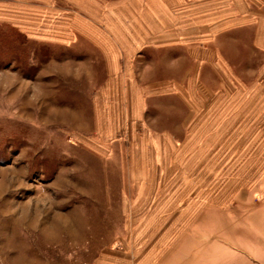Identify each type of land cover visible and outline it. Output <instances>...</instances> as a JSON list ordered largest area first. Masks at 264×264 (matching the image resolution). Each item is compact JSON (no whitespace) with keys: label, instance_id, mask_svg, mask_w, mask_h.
I'll return each mask as SVG.
<instances>
[{"label":"rangeland","instance_id":"obj_1","mask_svg":"<svg viewBox=\"0 0 264 264\" xmlns=\"http://www.w3.org/2000/svg\"><path fill=\"white\" fill-rule=\"evenodd\" d=\"M5 4L0 264H264V84L239 70L245 98L234 123L223 116L195 150L205 163L187 164L191 151L177 148L159 179L146 181L153 191L124 214L118 142L131 144V134L107 139L96 125L101 54L85 41L79 50L24 34ZM258 90L263 97L251 100Z\"/></svg>","mask_w":264,"mask_h":264},{"label":"crops","instance_id":"obj_2","mask_svg":"<svg viewBox=\"0 0 264 264\" xmlns=\"http://www.w3.org/2000/svg\"><path fill=\"white\" fill-rule=\"evenodd\" d=\"M1 2L24 34L79 50L78 40L85 41L101 54L107 79L92 99L96 125L107 139L131 134V144L118 142L125 150L117 161L123 171L116 172L125 181L124 214L153 191L146 181L159 179L177 148L191 151L187 164L205 163L195 150L223 116L225 126L234 123L237 101L245 98L235 86L239 70L264 84V0ZM18 5L20 12L8 9Z\"/></svg>","mask_w":264,"mask_h":264}]
</instances>
